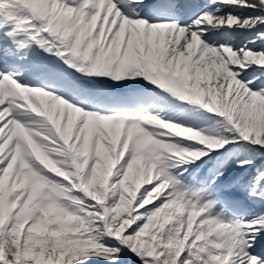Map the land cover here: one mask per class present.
Here are the masks:
<instances>
[{
  "label": "snow or ice",
  "instance_id": "obj_1",
  "mask_svg": "<svg viewBox=\"0 0 264 264\" xmlns=\"http://www.w3.org/2000/svg\"><path fill=\"white\" fill-rule=\"evenodd\" d=\"M0 264H264V0H0Z\"/></svg>",
  "mask_w": 264,
  "mask_h": 264
}]
</instances>
